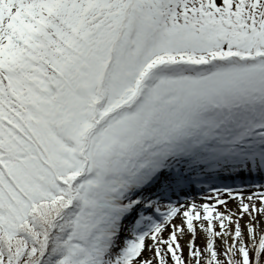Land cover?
Instances as JSON below:
<instances>
[{
  "label": "snow or ice",
  "instance_id": "6c2138e0",
  "mask_svg": "<svg viewBox=\"0 0 264 264\" xmlns=\"http://www.w3.org/2000/svg\"><path fill=\"white\" fill-rule=\"evenodd\" d=\"M0 264H264V0H0Z\"/></svg>",
  "mask_w": 264,
  "mask_h": 264
}]
</instances>
